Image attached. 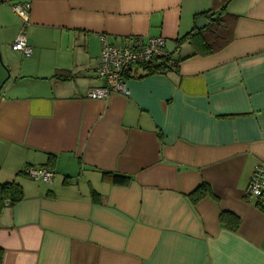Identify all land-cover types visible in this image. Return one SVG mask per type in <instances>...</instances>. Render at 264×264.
Here are the masks:
<instances>
[{"label":"crops","instance_id":"obj_1","mask_svg":"<svg viewBox=\"0 0 264 264\" xmlns=\"http://www.w3.org/2000/svg\"><path fill=\"white\" fill-rule=\"evenodd\" d=\"M16 3L31 5L28 57L12 49ZM222 3L0 0V183L23 189L0 214V264H264V195L247 194L264 165V0L227 3L237 20L221 51L183 44L176 71L87 96L103 84L100 35L160 36L172 52ZM39 166L51 183L18 175Z\"/></svg>","mask_w":264,"mask_h":264},{"label":"built area","instance_id":"obj_2","mask_svg":"<svg viewBox=\"0 0 264 264\" xmlns=\"http://www.w3.org/2000/svg\"><path fill=\"white\" fill-rule=\"evenodd\" d=\"M29 3H16L12 6L22 20L21 29L15 38L12 49L28 57L32 48L27 42ZM101 53L96 67V75L103 81L101 86L92 87L87 96L92 99H106L112 94H128V79L150 72L167 73L174 66L173 55L167 48L163 37L144 38L134 36L125 44L116 45L109 42L105 35H100ZM25 174L45 183H51L53 173L46 167H27ZM247 194L259 199L264 195V165H258L251 176Z\"/></svg>","mask_w":264,"mask_h":264},{"label":"trees","instance_id":"obj_3","mask_svg":"<svg viewBox=\"0 0 264 264\" xmlns=\"http://www.w3.org/2000/svg\"><path fill=\"white\" fill-rule=\"evenodd\" d=\"M230 0H223V3L217 9H209L194 15L195 22L199 19L208 20V24L203 29H197L195 26L181 38L177 39L175 50L181 45L188 44L192 48V54L209 55L221 51L227 46L234 38V28L237 16L230 14L226 11L227 3ZM173 55V51L170 52ZM174 58V66L170 67V71L178 69V60ZM53 78L67 81L71 79V75L65 72H56ZM25 170V169H24ZM21 171L18 175L25 174ZM26 175V174H25ZM113 183L128 184L130 178L124 175L113 173H104ZM200 195H204V187H199L197 190ZM199 196L195 199L197 200ZM23 200V189L19 183L15 181L0 183V214L1 211L7 206H14ZM1 250H0V263H1Z\"/></svg>","mask_w":264,"mask_h":264},{"label":"water","instance_id":"obj_4","mask_svg":"<svg viewBox=\"0 0 264 264\" xmlns=\"http://www.w3.org/2000/svg\"><path fill=\"white\" fill-rule=\"evenodd\" d=\"M208 23L209 22L206 19H199L196 22V28L197 29H203Z\"/></svg>","mask_w":264,"mask_h":264},{"label":"rangeland","instance_id":"obj_5","mask_svg":"<svg viewBox=\"0 0 264 264\" xmlns=\"http://www.w3.org/2000/svg\"><path fill=\"white\" fill-rule=\"evenodd\" d=\"M100 53H101V51H100ZM173 54H175V49L173 50ZM0 65L4 66L3 59L1 57V55H0Z\"/></svg>","mask_w":264,"mask_h":264}]
</instances>
